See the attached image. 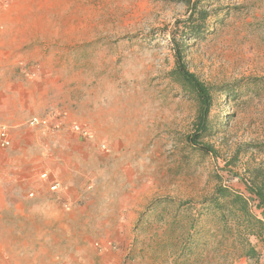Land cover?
<instances>
[{"label": "rangeland", "instance_id": "obj_1", "mask_svg": "<svg viewBox=\"0 0 264 264\" xmlns=\"http://www.w3.org/2000/svg\"><path fill=\"white\" fill-rule=\"evenodd\" d=\"M204 8L222 19L212 34L190 42L187 63L213 89V135L203 142L216 156L188 144L197 106L168 78L169 32L190 11L183 0H0V42L18 64L14 73L42 76L50 90L46 112L8 125L13 143L0 149V185L27 207L0 216V261L3 252L73 254L110 241L114 264H173L165 244L179 245L180 233L165 234L152 218L136 229L147 205L161 197L198 202L213 192L215 175L245 190L243 180L264 170L257 150L264 145V0H219ZM58 113L59 131L28 125ZM73 125L89 127L94 138L72 133ZM44 173L60 192L50 191ZM107 212L111 223L99 222ZM53 232L61 239H50ZM213 256L219 255L199 252L188 264L236 260Z\"/></svg>", "mask_w": 264, "mask_h": 264}, {"label": "trees", "instance_id": "obj_2", "mask_svg": "<svg viewBox=\"0 0 264 264\" xmlns=\"http://www.w3.org/2000/svg\"><path fill=\"white\" fill-rule=\"evenodd\" d=\"M183 1L190 11L188 18L177 22L176 29L169 32L174 68L168 78L197 106L195 130L188 136V144L199 154L216 156L214 148L203 142L213 135L210 122L213 89L189 69L187 51L191 48V41L194 44L203 40L212 34L213 27L221 21L220 13L213 14L204 8L206 4L219 0ZM221 95L230 96L226 89L221 90ZM257 150L264 153V145ZM240 153L237 152L234 159ZM229 163H226V167ZM214 179L217 185L213 192L198 202L156 198L140 214L136 229L152 218L165 234H181L179 245L165 244L169 258H174L173 264H188L197 253L207 250L219 255L213 256L212 260L243 257L255 261L264 259V170L255 168L243 180L245 190H235L222 184V178L218 175ZM252 239L261 243L263 248L258 249Z\"/></svg>", "mask_w": 264, "mask_h": 264}, {"label": "crops", "instance_id": "obj_3", "mask_svg": "<svg viewBox=\"0 0 264 264\" xmlns=\"http://www.w3.org/2000/svg\"><path fill=\"white\" fill-rule=\"evenodd\" d=\"M3 45L0 42V126L9 125L17 128L27 118L28 113L32 114V111L46 112L50 90L42 76L36 79L38 81L20 75L17 76L14 69L18 64L13 63L6 56ZM33 77H36V75L34 74ZM2 159L3 152L0 150V177L4 176ZM9 194V190L0 185V216H2L5 209H10L13 206L20 209L27 208L23 200L16 203L10 198ZM104 215L99 222L111 223V213L107 212ZM49 238L56 240L61 239V236L53 232L49 234ZM252 242L258 249L263 248V245L257 240L252 239ZM97 246L98 250L96 251L83 248L73 254L42 249L19 250L10 254L3 252L1 255L3 259H1L0 264H36L40 262H44V264H114L111 260V242L97 244ZM233 264H264V259L255 261L243 257L236 259Z\"/></svg>", "mask_w": 264, "mask_h": 264}, {"label": "built area", "instance_id": "obj_4", "mask_svg": "<svg viewBox=\"0 0 264 264\" xmlns=\"http://www.w3.org/2000/svg\"><path fill=\"white\" fill-rule=\"evenodd\" d=\"M34 75V74H33ZM30 128L41 129L51 132H56L64 127V119L58 113L55 115H50L48 117H35L32 118L28 123ZM71 132L78 135L85 140H92L94 138L93 132L87 126L73 125L70 128ZM13 138L11 129L7 126H0V149H8L12 146ZM106 146H102L105 149ZM42 180L49 183V189L52 193H58L61 191V184L58 181H52L47 173L42 174ZM34 194H30L33 197Z\"/></svg>", "mask_w": 264, "mask_h": 264}]
</instances>
